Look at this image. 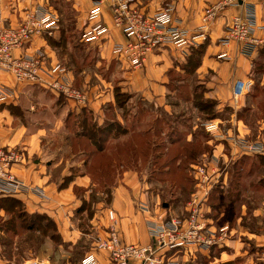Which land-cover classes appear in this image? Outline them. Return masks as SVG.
<instances>
[{"label": "rangeland", "instance_id": "rangeland-1", "mask_svg": "<svg viewBox=\"0 0 264 264\" xmlns=\"http://www.w3.org/2000/svg\"><path fill=\"white\" fill-rule=\"evenodd\" d=\"M133 1L137 8L146 12H151L150 7L155 6L153 10H156L169 4L175 9L176 3L174 0ZM53 4L56 8L54 13L57 16V29L53 31V33L56 31L55 34L50 35L45 32L43 36L48 39L46 42L53 49V57L56 61L53 62L52 56H47L41 49L33 53L23 52L17 56L14 52L19 49H15L11 52L12 57L24 56L26 60H34L38 65V70L35 72L40 70L46 72L45 75L49 81L61 80L62 75L67 76L71 86L84 97L87 94V85H102L101 80H109L114 86L117 105L112 108L105 107V118L95 122L90 120L94 118L92 112L91 114L82 112L83 123L74 114L70 117L65 134L63 129L57 131L59 126L54 122L53 117H50L52 123L46 119L50 111L46 107L48 100L66 98L49 87L46 88V93L43 90L46 101H43V98H37L36 94L31 99L39 103L34 111L37 112L36 114L41 112L42 116L37 115L36 118L30 116L28 119L26 111H33L30 107V95L27 96L26 101L24 100L23 106L21 105L27 110L23 112L24 109L21 110V107L16 110L22 114L23 124L29 120L34 128L50 124L47 135L41 137L40 145L48 152L51 159H57L53 163H48L43 173L50 175L58 190L68 188V192L74 195L78 203L73 220L81 236L75 244H72L70 240H63L58 231L53 229L49 218H39L42 224L48 223L45 234H51L55 239L54 246L45 253L47 252L49 256H60L63 263H81L84 251L91 249V244L93 242L95 244L98 240V231L106 230L107 224L104 219L106 215L109 219L108 212L111 210L109 208L113 192L122 183L125 172L136 174L139 190L145 194V201L138 200V208L141 206L140 202H143L153 211L156 206L166 203V207L172 214L183 215L184 207L194 187L193 166L205 164L214 154L220 156L222 161L229 158V162L225 169L226 175H222L224 182L213 188L205 203L207 209L205 215L212 219L213 226L227 225L229 227L226 235L229 241L222 247H212L208 252L173 253L170 256L173 261L166 263L251 264L248 262L250 259L260 264L261 258L264 257V165H258V168L250 170V161L255 158L254 155H241L230 159L233 153L229 147H226V141L223 138L229 130L237 131L238 121H241L249 131L247 133L249 137H264V128L263 130L260 128L264 124V49L262 48L264 46H260L263 50L258 48L260 53L253 64L254 72L251 82L248 80L244 87H240V92L236 91L235 99L224 103L206 95L208 90L198 82L197 75L192 71L195 57L190 58L189 51L184 53L172 47L161 48L162 50L173 49L175 54H172L173 52L170 54L178 59L168 72L165 106L157 105L142 99L141 93L134 92L133 89L127 91L122 86V82L129 81L127 72L144 67L149 56L156 50L148 55L144 65L132 67L123 58L113 56L110 51L111 46L107 49V36L105 41L96 43L85 42L82 39L83 29H79L76 25L77 14L75 15L76 12L74 13V10L68 6V2L56 0ZM243 4L244 0L237 6ZM209 6L204 9L202 18ZM245 7L246 4L242 14L246 10ZM253 30L255 31V24ZM25 45L20 49H24ZM188 60H191V63L188 64ZM0 70L11 73L1 68ZM59 70L63 73H55ZM102 86L105 87V85ZM4 91L8 92L6 89ZM203 106H207V109L202 108ZM106 119L115 120L116 126L109 127L110 124ZM212 120L219 126V138L212 137L205 130V124ZM24 141L25 139L21 138L17 145L6 147H12L11 149L21 153L25 161L26 150L21 145ZM100 147H102L101 150H99ZM243 159L245 164H239ZM13 167L11 166V170ZM13 175L23 180L15 173ZM78 177L86 180L85 186L72 183ZM31 186L40 188L47 195L43 187ZM47 199L48 196L43 200ZM2 204L6 210L5 215L0 217V229L8 225L11 219L17 222L22 220V217H26L23 224H30L31 215L27 214L26 206L21 201L13 203L10 207L4 204V201ZM97 226H101L99 230ZM15 233V231H8L4 235L0 230V244L4 246V254L15 264H20L22 258H27L25 261L30 259L40 261L37 253L41 250L39 242L42 238L31 232L26 237V242L21 243L23 239L20 236L18 241L20 243L16 250L13 248L14 244L12 245L15 242ZM235 243L240 246L237 254L234 251ZM59 246L62 247V251ZM92 251H96L94 245L88 252ZM228 258L229 260H226Z\"/></svg>", "mask_w": 264, "mask_h": 264}, {"label": "crops", "instance_id": "crops-1", "mask_svg": "<svg viewBox=\"0 0 264 264\" xmlns=\"http://www.w3.org/2000/svg\"><path fill=\"white\" fill-rule=\"evenodd\" d=\"M54 1L56 0H0V24L14 27L23 23V21L35 10L39 12H48L55 17L56 14L54 12H56V8L53 4ZM61 1L68 2V6L74 10V13L76 12L75 15L77 14V18L75 23L79 29L82 30L90 26V24L86 22V14L92 7L93 0ZM217 1L218 0H174V3L176 2L174 17L179 21L181 27L189 29L192 32L200 31L204 9ZM244 4L253 6L255 13L254 36L264 40V0H244ZM244 4L235 7H227L224 10L218 11L212 21L210 20V23L208 22V26L204 28L206 39L202 44L200 61L192 70L193 73L197 75L198 82L204 85L208 90L206 95L220 103L231 102V99L235 97L236 91L237 93L240 92V87H244L248 80L251 82L254 72V61L259 57L258 54L260 50L264 49V47H262L264 44H261L260 46L263 49L259 46L261 48L260 50H256L250 57H245L236 51L234 43L222 45L219 42V39L225 34L226 26L231 17L236 13H241L244 10ZM154 7H150V9H152L151 11H154ZM102 13V21L109 27L106 40V47L108 49L113 43L121 42L124 38L119 30L113 26L109 9L105 7ZM55 18L57 19V16ZM55 29L57 28L55 27L54 30ZM55 32H52V34H55ZM47 40L48 39L44 38L43 35L33 37L31 42L25 45L24 49L16 50L14 55L17 56L23 52L33 53L41 49L46 52L47 56H52V60L55 62L53 49L46 42ZM173 51L174 50L171 48L163 50L157 49L154 51V53L149 56L144 67L132 69V71L127 72L129 74V76L127 75L129 81L122 82L123 89L127 91L133 89L134 92L141 93L142 99L148 102H154V104L157 105L164 104L168 87V72L174 67V62L178 59L172 55L175 54ZM190 52L191 51H189L188 54L189 57L191 56ZM221 54L229 56L230 59L226 60L224 58H219L218 56ZM45 73L46 72L42 70L37 71L36 80H18L12 73L0 70V88L3 90L6 89L10 94L7 100L0 105V147L14 146L17 145V142H19L21 138L25 139L21 145L26 150L27 158L25 161L23 160L21 163L14 165L12 169L13 173L28 184L43 187L47 193L48 199H40L34 194L18 195L11 198L21 201L26 206L25 211L28 215H31L29 221L35 214L47 215L53 220L54 228H52L58 231L60 237H62L63 240H70L72 244H75L81 236V232L73 220L74 210L78 204L76 198L73 194L68 192V188L58 190L55 181L50 178V175H48V173H43L45 168L49 165L48 163H53L57 159H51L48 152L40 145L42 140L41 137L47 135L50 124L47 123L45 126L34 128L30 120L23 124L22 114L16 112L26 101L27 96L30 95V107L33 108V111H26L28 119H30V116L34 118H36L37 115L39 117L42 116L41 112L40 114H36L37 112L34 111L36 110V105L39 106V103L31 99L32 96L34 97V94H36L37 98H43V101L47 100L45 93L46 88H48L46 83L48 79ZM55 73L59 74L63 72L59 70ZM71 74L74 78L72 72ZM101 81L102 85H105V87L95 84L87 85V94L85 99L81 102L68 98L64 99L63 97H61L63 100H58V98L54 99L55 101L48 100V105L46 107L50 111L46 115L47 121L52 123L50 117H53L54 122L59 126L57 131L63 129V134H65L70 117L74 116V114L77 119H80L81 123L84 121L82 112L85 111L90 112V114L92 112L94 116V118H90L92 122L105 118V109L112 108L117 104L115 102L114 86H112V83L109 80ZM23 109L24 108L21 107V110ZM25 110L27 109H24L23 112ZM106 121L108 124H111L115 120L106 119ZM237 125V131L240 135H246L249 132L241 121H238ZM260 128L263 130L264 124H262ZM121 134H123V132ZM226 147H228L227 144ZM72 183L85 186L86 180L84 178L79 179L78 177ZM0 199L4 201L8 199V197H0ZM145 199V194L143 192L141 193L139 190L136 174L125 172L122 183L120 186L116 187L113 192L109 208L113 211L115 220L111 222L107 219L106 215V219H104L105 224H107L106 230H99L101 226H97V230H99L97 234L98 239L106 237L109 230L114 229L126 242L135 244L148 243L150 237L145 220L146 212L142 211L137 206L138 200L145 201ZM4 204L8 205L7 202H4ZM2 205L0 206V217L5 215L6 210ZM20 220L15 222V220L11 219L8 225L0 229L1 233L4 235H6L8 231L13 230L16 232L14 234L15 242L12 243V245L14 244V249L17 250L20 243H18V241H20V236L23 239L21 243H25L26 237L33 232L42 238L39 242L41 250L37 253L42 264H69L68 262L63 263L60 256H49L47 252L45 253L46 250L54 246L53 241H55V239L51 234H45L47 227L41 223V220H38L37 223H33L32 228H29L30 226L28 224H23L26 221V217H22V220ZM19 230L20 233H18ZM91 245V249L85 250L83 254L93 249L94 242ZM3 247L0 244V264H15L14 261L4 254ZM234 248L235 254H237L240 248L238 243L234 244ZM60 250L62 251V247H60ZM94 255L98 260V264H107L106 253L95 251ZM25 259L27 258H22L20 264H23ZM261 259L262 262H260V264H264V257ZM226 260H229V258ZM248 262L251 264H258L257 261L250 259Z\"/></svg>", "mask_w": 264, "mask_h": 264}, {"label": "built area", "instance_id": "built-area-1", "mask_svg": "<svg viewBox=\"0 0 264 264\" xmlns=\"http://www.w3.org/2000/svg\"><path fill=\"white\" fill-rule=\"evenodd\" d=\"M239 3H242V0H218L205 10L200 31L192 32L180 26L174 17L173 5L170 4L146 12L137 8L133 0H93L92 7L86 14V22L90 26L87 25L88 27L83 29L82 39L90 43L106 40L109 27L102 21V11L108 7L113 25L124 38L121 42L113 43L110 51L113 56L123 58L130 66L136 68L144 65L148 55L157 49L172 47L187 53L192 48H197L206 39L204 28L214 13ZM245 9L243 14L233 16L219 42L222 45L234 43L240 55L250 57L264 42L253 34L255 16L252 6L246 4ZM56 23L57 19L53 15L35 10L20 26L6 27L0 24V68L11 71L19 80H36V62L32 59L26 60L24 56L14 58L11 52L22 48L33 37L45 32L51 35ZM218 57L230 59L225 54ZM46 83L58 95L77 102L85 99L84 95L71 86L65 75H62L61 80H47ZM9 96L8 92L0 88V103L5 102ZM205 130L212 137L219 138V126L213 120L205 124ZM223 139L233 153L230 159L241 155L264 158V137L251 138L247 134L240 135L238 131L229 130ZM11 148L0 147V197L34 194L46 199L47 195L40 188L33 187L13 175L11 166L21 163L23 159L21 153ZM210 159L205 164L193 166L194 187L183 215L172 214L162 204L151 211L150 207L140 202V209L146 212V226L150 237L148 243L126 242L114 229L109 230L105 238L96 240L94 248L106 253L107 264H167L166 262H172L170 256L173 253L208 252L212 247H222L226 244L229 227L213 226L212 219L205 215V203L213 188L224 182L222 175H226L229 158L222 161L220 156L212 154ZM108 217L112 221L115 220L112 210L108 212ZM23 264L42 263L30 259ZM80 264H98L94 251L84 254Z\"/></svg>", "mask_w": 264, "mask_h": 264}, {"label": "trees", "instance_id": "trees-1", "mask_svg": "<svg viewBox=\"0 0 264 264\" xmlns=\"http://www.w3.org/2000/svg\"><path fill=\"white\" fill-rule=\"evenodd\" d=\"M203 44V43H202ZM202 44H200L197 48H192L190 51L192 52H190V58L191 57H195L194 58V63H193V69H194V67L195 66H197L198 65V63H199V61H200V54H201V52H202ZM189 63H191V60H188V64ZM202 108H204V109H207V106H203ZM110 124V123H109ZM111 125H113V126H116V124L113 122V124H110V125H108V126H111ZM90 139H92V135H90ZM101 148L102 147H100L99 148V150H101ZM255 158H253L250 162H251V165H250V170L251 169H256V168H258V165L260 166V165H264V158L263 157H261V156H254ZM244 160L245 159H243L239 164H245L244 163ZM235 164H238V163H235ZM234 164V165H235ZM3 198V197H2ZM2 199H0V206H1V204L3 203V201H1ZM4 202H10V203H8V205H9V207L10 206H12L13 205V203H17L18 202V200L17 199H14V198H11V197H8V199H5L4 200ZM11 202H13V203H11ZM7 205V204H6ZM7 205V206H8ZM39 218H49L50 219V217L49 216H47V215H39V214H35V215H33L32 216V218H31V220H30V224H29V228H32V226H33V223H37V221L39 220ZM50 222L53 224V226H54V222H53V220L52 219H50ZM38 225V224H37ZM45 226H47L48 225V223H45L44 224ZM11 232H14L13 230L11 231ZM229 264V263H228Z\"/></svg>", "mask_w": 264, "mask_h": 264}, {"label": "water", "instance_id": "water-1", "mask_svg": "<svg viewBox=\"0 0 264 264\" xmlns=\"http://www.w3.org/2000/svg\"><path fill=\"white\" fill-rule=\"evenodd\" d=\"M162 206H163V207H166V206H167V204H166V203H163V204H162Z\"/></svg>", "mask_w": 264, "mask_h": 264}]
</instances>
